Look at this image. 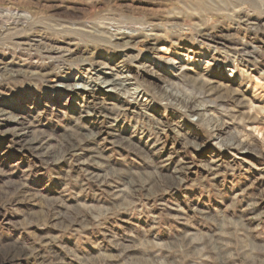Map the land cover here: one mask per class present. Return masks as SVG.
Returning a JSON list of instances; mask_svg holds the SVG:
<instances>
[{
	"label": "rangeland",
	"instance_id": "1",
	"mask_svg": "<svg viewBox=\"0 0 264 264\" xmlns=\"http://www.w3.org/2000/svg\"><path fill=\"white\" fill-rule=\"evenodd\" d=\"M10 10L28 18L0 22V69L24 71L0 74V108L23 122L0 115V264H264V0H0ZM45 65L94 91L56 87ZM112 73L124 87L102 85Z\"/></svg>",
	"mask_w": 264,
	"mask_h": 264
},
{
	"label": "bare ground",
	"instance_id": "2",
	"mask_svg": "<svg viewBox=\"0 0 264 264\" xmlns=\"http://www.w3.org/2000/svg\"><path fill=\"white\" fill-rule=\"evenodd\" d=\"M253 1V0H251ZM255 1V0H254ZM168 2V1H167ZM241 2V1H240ZM238 4V3H236ZM238 8V7H237ZM111 10V9H110ZM11 11V10H10ZM36 11V10H35ZM260 11V10H259ZM106 16V15H105ZM104 17V16H103ZM114 17V16H113ZM25 18H28V16L26 14H24V11H20V10H14V11H11L9 12L8 14L6 15H1L0 14V22L1 21H4V20H7V21H10V25H13V28L12 29H17L18 27H20V25H23L24 22H23V19ZM33 18V17H32ZM106 18V17H105ZM221 18V17H220ZM57 19V18H56ZM101 19H102V16H101ZM109 20V19H108ZM6 21V22H7ZM49 21V20H48ZM107 21V20H106ZM115 21V20H114ZM113 21V22H114ZM116 22V21H115ZM251 22V21H250ZM132 23V22H131ZM136 23V22H135ZM167 23V22H166ZM79 24V23H78ZM147 24V23H146ZM1 25V24H0ZM3 25V24H2ZM5 25V23H4ZM59 25V24H58ZM161 25V24H160ZM104 26V25H103ZM145 26V25H144ZM97 27V26H96ZM100 28V27H99ZM112 28V27H111ZM137 28V27H136ZM6 29V28H5ZM104 29V28H103ZM4 30V29H3ZM60 32V31H59ZM133 30H130V32H123L121 33V37L120 39L124 40V42H126V45H128V43H131L130 41L133 39L132 37L133 34H132ZM82 33V32H81ZM157 33V32H156ZM89 36V34H88ZM119 36V34L117 35ZM28 37V36H26ZM112 37L116 38V35L113 33ZM29 38V37H28ZM91 40V39H90ZM76 44V43H75ZM121 44V43H120ZM36 45V44H35ZM45 45V44H44ZM34 46V45H33ZM256 46V45H255ZM46 48V54L50 55V57H52V55L54 54H58L60 52H64L63 50H66L67 53H69L70 55H73V53L75 52V50H72L71 48H62L63 46L59 47L57 45H49V44H46L44 46ZM44 49V48H43ZM42 50V49H41ZM77 51V50H76ZM84 49H79L77 53H79L80 55L83 53L84 54ZM66 54V53H65ZM29 55V54H28ZM59 55V54H58ZM61 55V54H60ZM78 55V54H77ZM57 56V55H56ZM64 56V55H63ZM81 57V56H80ZM112 57V56H111ZM54 58V57H53ZM102 59H104L103 57H101ZM1 60V59H0ZM13 60V59H12ZM56 60V59H55ZM59 60V59H57ZM62 60V59H61ZM125 59H123L122 61H124ZM10 61V60H9ZM106 62H104L103 60H96L95 62L96 63H99V64H104V67L103 68H108L109 64H110V59L109 60H105ZM5 64V66L3 67V70L0 69V71H2L0 74L1 75H5V76H11V77H15V76H18V75H21L23 74V68H21L20 66V63H17V62H6V61H2L1 64ZM94 65V64H93ZM111 67V66H110ZM1 68V67H0ZM40 68L42 69L43 71V75L47 76V77H50L52 79V81L55 82V86L56 87H61V88H64V90H70L71 92H74L76 93V95H80V90H83V93H87V94H90L91 92H93L94 90H90L88 89L87 87L85 86H77L76 83L75 84H70V83H66V77L62 78L59 77L57 74H55L56 76H54V72L51 70V65H45V66H40ZM112 68V67H111ZM184 69L186 70H191L192 68L189 67V66H186L184 67ZM100 72L102 71V73L105 72L103 69H99ZM119 75V74H118ZM202 75V74H201ZM120 76V75H119ZM141 76V75H140ZM54 77H57L56 79H54ZM121 77V76H120ZM120 77H118L117 75L113 74L112 73V77H109V78H106L102 83V85H104V87L106 88H114L119 85V86H123L125 85V80H121ZM130 77H135V75L132 76L131 73L129 74H126V78H130ZM138 77V76H137ZM206 76L204 75V78H203V75L201 78H198V77H194L193 78V82L194 83H205L206 85H209L210 89H219L220 91L224 88H225V85L221 84V85H216L215 84V81H213L212 79H207L205 78ZM137 79V78H136ZM167 84V83H166ZM202 84V85H203ZM220 84V83H219ZM197 85V84H196ZM170 86V85H169ZM200 86V85H199ZM118 87V86H117ZM126 87V86H125ZM206 87V86H205ZM191 88V87H190ZM222 88V89H221ZM230 88V87H229ZM124 89V88H123ZM134 89V88H133ZM129 90V89H128ZM231 90V89H230ZM244 90V89H243ZM110 91H113V89H111ZM163 91V90H162ZM172 90H164V93L163 95L165 97H170L173 101L175 102H178V104H182L184 105L187 110H189L191 112V114H194L195 116H197V118L202 121V122H208L210 121V123H212V129L213 130H216L218 131V133H214L216 136L219 134V132H221L222 130L225 129V124H222V123H219L217 121V119L213 116V114L211 112H209L210 110L208 109V105L204 104V103H200V104H196V103H192L193 102V99L192 98H186V96H183L182 94H179V93H174V92H171ZM188 91V90H187ZM211 91V90H210ZM218 91V90H217ZM235 91V90H233ZM195 92V91H194ZM213 93V92H212ZM215 93V92H214ZM212 95V94H211ZM222 95V93H221ZM132 97V96H131ZM167 99V98H166ZM242 100V99H241ZM223 105V104H222ZM253 108H257L256 106H253ZM258 109V108H257ZM0 115H3V116H7L5 117L7 120H11V121H16V122H19L21 125L23 124V122H20L18 119L12 112L6 110L5 109H2L0 108ZM240 115L242 116V119L247 120L248 122L249 121H252L253 123L258 121V116L256 115H253L251 114V111L250 112H241ZM24 116V115H23ZM25 122V121H24ZM209 123V122H208ZM252 123V124H253ZM260 126V125H259ZM255 126L256 127V130H259L261 132H263L264 134V126ZM20 127V126H19ZM18 127V128H19ZM17 129V127H16ZM28 129V127H25L23 125V127L19 128L18 130H20V132H15L16 133V136L19 137V140L24 142L25 141V144L28 148L31 147V148H34L35 150H42V149H45L46 148V141L45 140H40V139H32V140H27L26 139V130ZM13 130V129H12ZM23 131V132H22ZM214 132V131H213ZM29 133V132H28ZM100 133V132H99ZM30 134V133H29ZM36 135V134H35ZM41 136V135H40ZM48 138V137H47ZM124 139V138H123ZM19 141V142H20ZM223 141V140H222ZM224 142H226L227 144L229 145H236V147L240 148L241 146H244L246 145L244 140H234V138H230L228 139L227 141L224 140ZM83 143V142H82ZM247 143V142H246ZM226 144V145H227ZM70 146V145H69ZM60 149V148H59ZM160 149V148H159ZM245 151H247V148H244ZM244 151V152H245ZM37 152V151H36ZM46 153H44L45 155ZM48 155L52 154L50 151L47 153ZM51 156V155H50ZM179 176V175H178ZM105 178V177H104ZM177 180V179H176ZM176 183V182H175ZM127 200V199H126ZM121 204V203H120ZM97 209V208H96ZM19 249V248H18ZM22 252V251H21ZM25 255V254H24Z\"/></svg>",
	"mask_w": 264,
	"mask_h": 264
}]
</instances>
